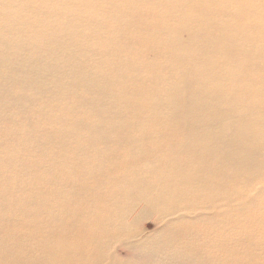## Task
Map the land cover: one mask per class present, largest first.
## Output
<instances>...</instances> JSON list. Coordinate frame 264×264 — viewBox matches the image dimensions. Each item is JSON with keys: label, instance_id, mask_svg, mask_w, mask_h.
Listing matches in <instances>:
<instances>
[{"label": "bare ground", "instance_id": "1", "mask_svg": "<svg viewBox=\"0 0 264 264\" xmlns=\"http://www.w3.org/2000/svg\"><path fill=\"white\" fill-rule=\"evenodd\" d=\"M0 264H264V0H0Z\"/></svg>", "mask_w": 264, "mask_h": 264}, {"label": "rangeland", "instance_id": "2", "mask_svg": "<svg viewBox=\"0 0 264 264\" xmlns=\"http://www.w3.org/2000/svg\"><path fill=\"white\" fill-rule=\"evenodd\" d=\"M150 223V224H149ZM148 224H147V227L148 228H153L154 227V224L153 223H151V222H149ZM123 253V252H122Z\"/></svg>", "mask_w": 264, "mask_h": 264}]
</instances>
